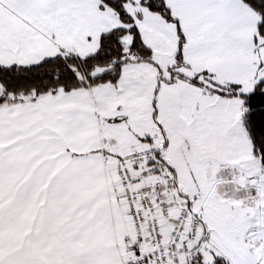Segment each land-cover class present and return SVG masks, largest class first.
<instances>
[{
	"label": "snow or ice",
	"instance_id": "snow-or-ice-1",
	"mask_svg": "<svg viewBox=\"0 0 264 264\" xmlns=\"http://www.w3.org/2000/svg\"><path fill=\"white\" fill-rule=\"evenodd\" d=\"M0 264H264V0H0Z\"/></svg>",
	"mask_w": 264,
	"mask_h": 264
}]
</instances>
